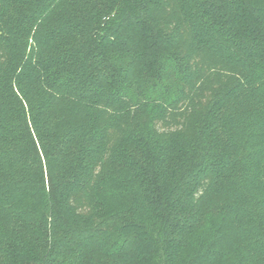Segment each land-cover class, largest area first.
<instances>
[{"label": "trees", "instance_id": "16d2710c", "mask_svg": "<svg viewBox=\"0 0 264 264\" xmlns=\"http://www.w3.org/2000/svg\"><path fill=\"white\" fill-rule=\"evenodd\" d=\"M0 264H264V0H0Z\"/></svg>", "mask_w": 264, "mask_h": 264}]
</instances>
